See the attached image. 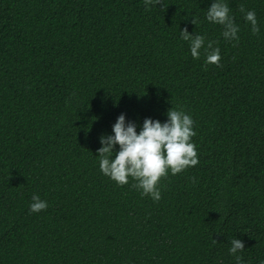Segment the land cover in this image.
Masks as SVG:
<instances>
[{"label": "trees", "instance_id": "trees-1", "mask_svg": "<svg viewBox=\"0 0 264 264\" xmlns=\"http://www.w3.org/2000/svg\"><path fill=\"white\" fill-rule=\"evenodd\" d=\"M212 2L0 0V264H235L234 238L245 264L264 259V0H225L238 42L206 20ZM184 28L222 67L192 58ZM171 106L195 121L199 163L154 202L96 150L121 113L139 132Z\"/></svg>", "mask_w": 264, "mask_h": 264}, {"label": "clouds", "instance_id": "clouds-1", "mask_svg": "<svg viewBox=\"0 0 264 264\" xmlns=\"http://www.w3.org/2000/svg\"><path fill=\"white\" fill-rule=\"evenodd\" d=\"M146 9L160 4L165 7L162 0H143ZM239 11L243 18L251 25L253 35H258V26L254 10H246L241 4ZM206 20L223 27L222 36L227 41H239V27L230 15V8L225 0H213L206 10ZM191 23L197 25L199 20L192 17ZM180 39L189 43V50L193 59H199L201 49L204 50L205 68L209 64L222 67L220 49L214 47L216 41H208L205 46V37L191 34L187 28L181 29ZM235 46V45H234ZM167 120L161 122L145 118L139 132L132 121H126L125 115L117 116L112 125V135H101V147L96 151L99 157V170L117 186L133 182L131 187L140 191L141 196H150L154 202L161 197L160 182L168 178L169 174L175 176L199 163V156L192 137L196 135L193 129L195 121L187 114L182 106L170 107L166 112ZM119 148L116 150L115 146ZM114 154V158H113ZM193 183L195 177L189 178ZM48 208L45 200L33 194L29 205L30 212H41ZM215 243L216 240L213 239ZM229 254L234 256L235 264H245L237 253L242 252L244 244L239 239L230 241ZM259 264H264V259Z\"/></svg>", "mask_w": 264, "mask_h": 264}]
</instances>
